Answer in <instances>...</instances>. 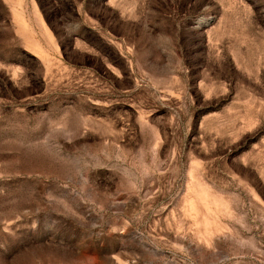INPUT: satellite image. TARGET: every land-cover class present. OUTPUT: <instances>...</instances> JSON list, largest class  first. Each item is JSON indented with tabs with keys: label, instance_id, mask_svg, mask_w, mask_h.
<instances>
[{
	"label": "rangeland",
	"instance_id": "374dc122",
	"mask_svg": "<svg viewBox=\"0 0 264 264\" xmlns=\"http://www.w3.org/2000/svg\"><path fill=\"white\" fill-rule=\"evenodd\" d=\"M0 264H264V0H0Z\"/></svg>",
	"mask_w": 264,
	"mask_h": 264
}]
</instances>
